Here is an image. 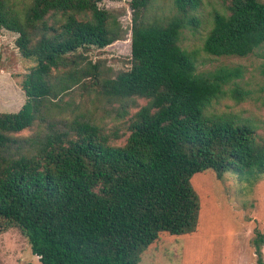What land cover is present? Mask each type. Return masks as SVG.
Here are the masks:
<instances>
[{"label": "trees", "instance_id": "16d2710c", "mask_svg": "<svg viewBox=\"0 0 264 264\" xmlns=\"http://www.w3.org/2000/svg\"><path fill=\"white\" fill-rule=\"evenodd\" d=\"M222 1L204 51L264 56V1ZM100 2L0 0V29L17 34L32 62L20 82L24 103L0 111V233L18 228L41 264H138L161 233L196 231L195 173L264 179V137L212 110L228 94L246 97L243 67L198 71L195 52L179 43L184 28L196 27L201 0H173L167 14L151 13L153 0H130V66L115 76L98 72L86 53L123 37L118 15ZM75 87L146 100L128 117L123 143L61 103ZM25 129L32 133L17 134Z\"/></svg>", "mask_w": 264, "mask_h": 264}, {"label": "rangeland", "instance_id": "374dc122", "mask_svg": "<svg viewBox=\"0 0 264 264\" xmlns=\"http://www.w3.org/2000/svg\"><path fill=\"white\" fill-rule=\"evenodd\" d=\"M99 5L118 15L123 37L86 53L98 72L115 76L130 66V0H101ZM170 10H173V0H153L151 4V13L167 14ZM215 10L226 11L225 3L201 0L196 12V27L184 28L179 43L187 51L195 52L198 71H211L219 66L243 67L238 84L247 91L246 97L236 100L228 94L215 102L212 110L251 122L264 137V56L258 52L246 56H215L205 52L203 41ZM16 37V33L0 29V111H17L25 101L20 82L32 62L20 54ZM145 102L140 97H108L84 91L82 87H75L61 101L65 106L68 104L84 112L111 137L122 134L115 139L116 144L123 143L126 138L128 117ZM64 112L66 114L69 109ZM31 133V129H25L17 134L27 136ZM191 183L200 201L196 231L183 235L161 233L159 239L144 250L138 264H259L256 241L264 236V179L240 176L232 171L224 173L220 179L213 170L207 169L195 173ZM260 245L264 262V242L260 241ZM0 264L41 263L31 253L21 231L10 227L0 233Z\"/></svg>", "mask_w": 264, "mask_h": 264}]
</instances>
